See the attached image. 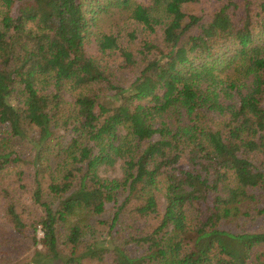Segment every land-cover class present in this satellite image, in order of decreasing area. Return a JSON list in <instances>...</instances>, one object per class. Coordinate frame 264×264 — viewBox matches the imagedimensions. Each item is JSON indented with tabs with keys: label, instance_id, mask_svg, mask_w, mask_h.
Segmentation results:
<instances>
[{
	"label": "trees",
	"instance_id": "16d2710c",
	"mask_svg": "<svg viewBox=\"0 0 264 264\" xmlns=\"http://www.w3.org/2000/svg\"><path fill=\"white\" fill-rule=\"evenodd\" d=\"M208 1L0 0V200L28 264H264V225L233 229L264 217V0ZM114 11L137 47L96 31Z\"/></svg>",
	"mask_w": 264,
	"mask_h": 264
},
{
	"label": "rangeland",
	"instance_id": "374dc122",
	"mask_svg": "<svg viewBox=\"0 0 264 264\" xmlns=\"http://www.w3.org/2000/svg\"><path fill=\"white\" fill-rule=\"evenodd\" d=\"M134 3L148 6L150 5V0H133ZM214 3V0H213ZM211 4V0L208 4L203 7L207 9V6ZM191 10L199 11L198 7H192ZM96 31L104 32L106 34H113L121 39V44L125 47H137L142 39H145L146 34L141 32V28L129 21V16L121 14L118 11H114L108 15H103L99 19ZM135 40L128 42L129 33L135 32ZM86 52L94 57L102 56L98 51V46L92 39L86 46ZM105 63H120L121 58L118 53H114L110 56H106L104 59ZM131 78H135L130 76ZM250 83V81H248ZM248 87L243 88L241 94L245 95ZM66 98L71 101L70 94H66ZM239 97L231 100L230 103L235 104L238 102ZM8 128L0 124V139L6 135ZM56 143L62 148L63 145H67L74 134L64 130L57 131ZM52 163L59 159L56 155L51 156ZM99 175L104 179H121L123 175V161H118L113 167L101 166L99 168ZM264 225V217L255 216L244 218L240 221V225L234 226V231H242L248 229V231L258 232L262 230ZM38 236L41 238L42 234L38 232ZM35 247L32 245L28 237L17 234L11 225L7 222L4 217L2 203L0 200V264H28L30 262V257L34 254Z\"/></svg>",
	"mask_w": 264,
	"mask_h": 264
}]
</instances>
